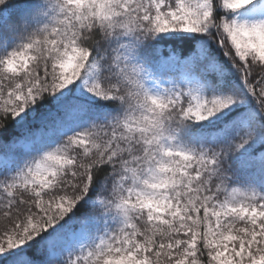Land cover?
<instances>
[{"label":"snow or ice","instance_id":"obj_1","mask_svg":"<svg viewBox=\"0 0 264 264\" xmlns=\"http://www.w3.org/2000/svg\"><path fill=\"white\" fill-rule=\"evenodd\" d=\"M0 264H264V0H0Z\"/></svg>","mask_w":264,"mask_h":264}]
</instances>
